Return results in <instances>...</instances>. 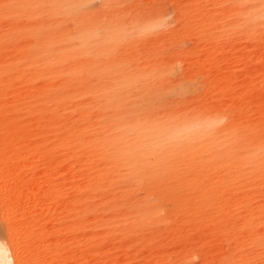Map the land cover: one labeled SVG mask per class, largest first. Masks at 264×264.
I'll return each mask as SVG.
<instances>
[{
	"label": "bare ground",
	"instance_id": "bare-ground-1",
	"mask_svg": "<svg viewBox=\"0 0 264 264\" xmlns=\"http://www.w3.org/2000/svg\"><path fill=\"white\" fill-rule=\"evenodd\" d=\"M0 244L15 264H264V0H0Z\"/></svg>",
	"mask_w": 264,
	"mask_h": 264
},
{
	"label": "snow or ice",
	"instance_id": "snow-or-ice-1",
	"mask_svg": "<svg viewBox=\"0 0 264 264\" xmlns=\"http://www.w3.org/2000/svg\"><path fill=\"white\" fill-rule=\"evenodd\" d=\"M90 2V0H88ZM162 19L142 22L138 19H133L126 23L122 29V38L124 40H135L149 36L153 33L160 32L164 29H170L176 26V15L172 9H169L161 14ZM105 33L103 30H98L94 33V38L99 41L104 39ZM190 89H177V91H189ZM15 264V260L11 258V251L4 244H0V264Z\"/></svg>",
	"mask_w": 264,
	"mask_h": 264
},
{
	"label": "clouds",
	"instance_id": "clouds-1",
	"mask_svg": "<svg viewBox=\"0 0 264 264\" xmlns=\"http://www.w3.org/2000/svg\"><path fill=\"white\" fill-rule=\"evenodd\" d=\"M161 18H158L157 20H160ZM205 122H197V121H193L190 122L188 124H184L181 125L175 129L170 130L169 132V137L170 138H180L182 136L191 134L193 132L199 131L201 128L204 127ZM164 209L160 210V215H164ZM198 259V257H193V260ZM5 264H7V262L5 261ZM189 264H191V261L189 262Z\"/></svg>",
	"mask_w": 264,
	"mask_h": 264
}]
</instances>
